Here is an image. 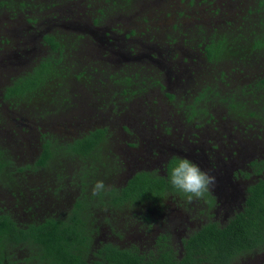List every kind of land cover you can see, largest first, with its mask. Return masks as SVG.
Returning a JSON list of instances; mask_svg holds the SVG:
<instances>
[{
    "label": "flooded vegetation",
    "instance_id": "obj_1",
    "mask_svg": "<svg viewBox=\"0 0 264 264\" xmlns=\"http://www.w3.org/2000/svg\"><path fill=\"white\" fill-rule=\"evenodd\" d=\"M232 1L233 3H238L236 0ZM77 2H87L92 9L89 16L84 15V18L78 20L85 22L75 25V22L73 20L70 21V19H75L72 16V7ZM250 2H253V5ZM250 2L246 10L242 4L238 5L236 9V13L238 14L234 17H230L229 19L207 17L204 21L197 19L190 26L193 17L197 16L188 15L180 9L169 17V9L166 8L167 3H163L165 9L162 13V7L159 6L158 0H154V11L158 13L154 17L159 19L160 14L162 15L160 18L163 20H158V27L162 28V30L154 36L153 42L150 41L152 39L151 37L147 36L150 38L148 39L143 34L148 32V30L142 32H137L136 30H132L131 32L129 30L122 34L120 30L123 28V25L120 23L104 28L103 24L106 23L107 19L110 21L116 17L114 14L112 18H107L103 14L99 15V9L104 5L107 6L104 0L60 2L65 4L54 6L55 8L52 11H48V16L57 22L55 24L58 30L51 34H47L45 31L38 34V43L36 44L39 47L34 48L33 51L39 50L40 55L38 61L35 63V67L41 65L42 61L52 54V49L45 43L44 37L47 35L54 36L55 33L56 35L63 34L66 37V43L70 45L80 43V52L77 53L84 52V54H90L89 52L91 50L95 53L96 47L100 46L101 50H110L112 54L117 55L118 59L116 62L112 58H110V62L109 59L102 62L104 67L102 66L100 68L103 71L115 69L114 66L119 67V65L120 67L127 65L136 66L139 69L148 68L150 70L147 74L135 72L133 75L122 74L121 72L122 76L126 77V81H129L130 84L123 85L125 88H123L122 94L119 95L120 98L117 96L113 97L114 95H108L110 92H113V87L117 82L115 78L103 72L102 77L111 86L106 85V88L103 89L104 96L100 98L102 100L100 103L97 100L100 92L94 87L96 82L102 83L101 86H103V82L95 79L93 81L94 84H90V86L84 84L85 88L89 90L85 93L91 97L90 101L94 100V102L92 101V105L95 111L92 113L82 112L78 116L87 118L85 122L87 127L90 124V118L93 120L97 113L106 114L108 112L105 117L110 114L113 120V126L101 127L102 129H107L109 133L113 132L112 145L120 161V172L111 176V182L118 183L117 187L123 188L137 173L167 176L171 161L176 158L185 157L196 162L202 170L209 171L211 175L216 177L214 187L211 189V192H208L211 195V199L209 200L204 198L192 204H187L185 201H171V198H174L172 192H168L164 196L165 199L170 197L169 204L172 203L173 207L177 208L179 213H181L180 209L183 211V221L180 225L179 222L176 223V228L173 224L171 227L169 226L172 222H166L164 220L161 221V227L158 232L156 219L154 218L157 213L153 211L154 208L157 210L156 199L154 198L150 200V204L145 210L136 209V206L143 204L144 201H137L135 205L124 206V210H122L121 215L124 218L125 215L131 216L129 214L135 212H145L148 214L146 216L147 224L137 223L135 220L132 223L126 222L122 217L120 223L106 224L103 223V217L101 216L100 222L96 224L100 229L96 235L95 244L97 245V249L102 246L99 243L100 241L104 243L113 241L122 245L134 244L135 246H139L142 252H149L154 250V240L158 237L157 232L159 234H168L167 232L171 229L173 236L176 235V231L179 236H183V239H185L193 231L199 230L203 225L211 221L224 226L235 215L245 211L251 195L249 192L250 189L259 185L261 182L264 183V126L257 124L259 118L252 116L251 111H242L241 115L239 111H232L230 108L231 104L238 102L244 94V97L248 96L249 98H254L257 95L258 89L255 88L254 83L257 79L264 76V63L261 61V58H257L258 49L252 47L254 43L249 45L244 53L247 55L244 61L238 57L229 56L227 58L222 57L213 62L208 57L211 48L214 50L221 42L226 43L221 37L232 26L233 28L251 27L250 19L254 16L250 14V11L254 10V7L257 6V1L251 0ZM185 3L188 4L189 0ZM132 7L124 12L118 11L116 15L120 14L121 16L116 19V22L122 21L121 19H123V22L129 21L131 23V18H133L136 20L135 23H137L138 12L131 11ZM27 23L31 25L30 22ZM144 23L152 25V21L149 20H144ZM165 28L169 29L165 30ZM167 31H169L168 34ZM163 36H166V38L164 39ZM22 41H25V39L23 38ZM157 41L161 42L157 43ZM136 43H140L142 46L140 47ZM9 44L10 42L6 39L1 43V45L5 46H9ZM236 44L231 45L233 47L231 52L235 51V48L238 49ZM178 45L184 47L185 53L176 51V48L180 47ZM5 49L9 50L10 48L5 47ZM1 52L6 55L7 59L10 58L9 55L15 54V52ZM176 52L180 53V55ZM57 55L59 56V54ZM18 58L25 60L31 58L30 50L27 46L25 49L23 47L21 51L16 53V59ZM228 69H231L230 75H227L226 70ZM214 70L215 74H217L216 78L223 82L228 80L230 82L229 85L235 88L231 91L229 98L225 100L220 99L218 96L220 101L223 100V109L227 111V115H223L222 117L218 116L214 110H219V105L213 106L211 109H206L204 106L205 102L212 106L213 100L217 98L214 95L215 91L208 84L213 82L212 79L215 81L218 79L207 77L206 75L209 72L212 73L210 76H213ZM93 72L95 73L96 71ZM190 73L193 78H197L196 81L198 82L192 84L191 87H198L197 84L200 85L198 90L195 91L197 99L193 100L191 104L189 103L190 105L188 106L184 104L185 106L180 116L177 112L172 115L171 111L170 117L169 112H166L168 116L164 115V111L158 110L157 101L159 99L152 96V94L158 87L164 88V79L167 84L168 82H172L173 86L178 87V90H181V88L186 90L190 80ZM12 80L11 74H6L5 78L0 79V119H5L8 123L12 118L20 121L24 119V116L28 117L29 120V116L45 119L53 115V113L45 112L43 103L40 105L37 113L30 111L28 105L15 108L11 102L5 99V90L12 84ZM135 84H138L136 89L131 90ZM71 92L76 94L74 90ZM164 95V98L171 102L176 97L172 92L170 94L165 93ZM106 97H113V101H108ZM132 97L136 98V101H134L135 108L129 105L127 106L129 108L125 109V106L132 102ZM151 97L156 99H154L155 102L149 104L152 101ZM142 98H146V100L144 99L146 101L145 108L142 107ZM1 104L3 105L1 106ZM99 104L102 105L103 110L97 111ZM108 104L110 105L108 106ZM71 107L75 106H70L69 108ZM55 110L53 111L55 112ZM56 113H64V111ZM231 118L235 120L234 124L229 122ZM80 123H76L75 128ZM20 125L23 124L20 123ZM35 125L39 135V154H41L46 141L50 140L53 135L49 133L45 125H37V123ZM96 128L98 127L92 130L80 129L69 140L78 138L84 133L96 131ZM25 130L26 128L21 129V131H16L15 129H9V125L3 127L0 124V139L5 138L12 141L14 135H16V138L19 133ZM1 144L4 145L5 149L6 146L2 141H0V149H3ZM8 151L7 155L10 157L9 159L15 162L11 157V151L9 149ZM4 155L8 158L6 154ZM36 157L32 159L31 164L32 169L39 172L36 176L38 177L36 181L31 180L30 176L34 175L23 174L24 169L21 170L22 168H18L16 169L17 173H11L16 181L4 177V180L0 182V193H6V197L13 203L8 207L2 206L0 208V214H6V211L14 209L13 214H21L23 218L21 221L26 224H30L35 220H40L43 223L49 219L60 220L66 213L71 211V204L75 203L71 195V192L76 194L75 185L64 192H60L62 182H66L61 180L58 175L50 174L52 172L48 168L38 167V158ZM13 162L12 167L15 166ZM29 167L30 165L27 168ZM72 188L73 190H71ZM58 192L59 195L57 194ZM21 198L25 199L23 201L27 200V204L15 208V201ZM36 204L40 207L38 208ZM2 209L5 211H1ZM30 209L35 213L33 214ZM23 210L27 212H23ZM191 218L197 221H191ZM112 227L116 230L113 231ZM133 229L135 231L136 229L140 230V240L134 238V240L125 243L124 235L126 236L128 234L130 236V234H136V232L132 231ZM182 240L179 241L181 250H183ZM261 252L249 255L246 257V260L244 259L243 264H264V250Z\"/></svg>",
    "mask_w": 264,
    "mask_h": 264
},
{
    "label": "trees",
    "instance_id": "obj_2",
    "mask_svg": "<svg viewBox=\"0 0 264 264\" xmlns=\"http://www.w3.org/2000/svg\"><path fill=\"white\" fill-rule=\"evenodd\" d=\"M71 1L73 0H0V22L1 17H4L5 24H8L9 20L14 25L22 14L27 18L26 22L32 23V16L36 11L49 10L65 4L60 2ZM104 1L107 6L99 9V15L112 16L118 11H126L136 0ZM256 1L257 6L250 11L254 16L250 19L251 27L232 26L230 31L227 30L221 37L226 43L221 42L214 50L210 49V60L215 62L222 57L233 56L244 61L247 56L244 53L248 46L254 43L252 47L258 49L257 58H261L264 63V0ZM47 2L50 5H47ZM1 40L0 48H5L1 46L4 42ZM44 41L51 47L52 54L47 56L41 65L13 78L12 84L5 90V99L15 108L28 105L30 111L35 113L42 103L45 112L50 114L65 111L70 106L79 107V103L73 101L77 95L70 90L73 82L90 86L95 80V77L89 78L87 71L76 74L80 63L75 56L80 52V43L70 45L62 35H47ZM235 43L238 49L235 48V51L231 52V45ZM69 58H74L75 61H70ZM125 78H121L124 86L130 84ZM254 84L258 89L257 95L249 98L244 97V94L238 102L232 103L230 108L232 111H239L241 115L242 111H251L252 116L259 118L257 124L264 126V76ZM255 107L258 108V113ZM96 129L68 141L57 139L55 136L46 141L38 156L37 166L48 168L52 172L50 174L58 175L66 182H62L60 192L75 185L76 194L71 192L75 203L71 204V211L62 219H49L45 223L35 220L26 224L21 221V214H13L14 209L0 214V264H235L239 258L262 253L263 182L250 189L251 195L244 212L235 215L224 226L211 221L193 231L188 238L182 240L183 250L179 245H175L174 236L170 231L168 234H159L154 240V250L149 252H142L140 247L134 244L122 245L113 241H100L102 246L97 249L96 235L100 229L96 224L100 222L101 216L103 223L117 224L122 217L124 206L153 198L156 203H160L168 192L173 193L174 198H171V201L185 200L169 181L171 163L167 176L137 173L126 186L118 188L117 184L110 181L111 176L120 172V161L112 145L113 132L109 133L101 127ZM12 165V161L0 149V182L4 177L16 181L11 175ZM68 165H75L74 181L65 177ZM98 180H103L109 190L99 196H93L92 188ZM57 194L59 195V192ZM205 198L209 200L211 195L206 193ZM23 200L25 199H17L15 208L26 205L27 200ZM36 206L40 207L37 204ZM30 211L35 213L31 209ZM158 214L157 219L164 221V212ZM171 221L169 226H175L176 222L169 220ZM112 229L116 230L113 227Z\"/></svg>",
    "mask_w": 264,
    "mask_h": 264
},
{
    "label": "rangeland",
    "instance_id": "obj_3",
    "mask_svg": "<svg viewBox=\"0 0 264 264\" xmlns=\"http://www.w3.org/2000/svg\"><path fill=\"white\" fill-rule=\"evenodd\" d=\"M79 1V0H77ZM154 0H137L131 11H137L138 15H137V23L136 20H134L133 18H131V23L129 21H125L123 22V19H121L122 21H118L116 22V19L118 17H120L121 15H115V19L112 20H108L106 21V23L103 24L104 28H107V26L109 25H116V23H120L121 25H123V28L120 30V32L122 34H124L123 32L125 31H129L131 30H136L137 32H142L145 30H148V32L143 33L146 35V38L150 39L149 37H151L152 39H150V41H154V36L159 33L162 28L158 27V20H163L162 15L159 14V19L154 17L155 15H158V13H156V11H154ZM157 1V0H156ZM187 0H158V4L160 7H162V13L164 12L165 9V5H163L164 2L167 3V7L169 9V17H171L170 15L173 14L174 12H176L177 10L182 9V12L187 13L188 15L191 16H197V17H193V21L190 24V26L193 24L194 21H196L197 19H202L203 21L205 20V18L207 19V17H212L214 19H229L230 17H234L236 16V9L237 6L242 4L243 8L246 10L249 2L251 0H236V2L238 3H233L232 0H189V3L186 4ZM197 1V2H196ZM169 3V4H168ZM47 5H50L49 2L46 3ZM251 5H253V2H250ZM146 5H149L146 7ZM163 5V6H162ZM54 8H51L49 10H43V11H36L34 13V16H32L33 18V24L31 23V25H29L26 22V17L25 15H20V17L18 18V20L16 21V24H12L11 21L8 20V24L4 23V17H1V21L0 22V41H2L1 39H6L7 41L10 42L9 46H5V45H1L3 47L6 48H10L9 50L5 49V48H0V79L1 78H5L6 74L10 75L11 74V78H17L20 75L25 74L28 71H31L34 67H35V63L38 61V57L40 55V51L39 50H34V48L39 47V45H37V36L40 32L45 31L47 34H51L54 31L58 30V27L56 26L55 23H57L55 20H53L52 18H50L48 16V11H52ZM91 6L89 3L84 2V3H80L77 2L76 5H73L72 7V16L75 19H70V21H74L75 25L76 24H81L85 21H78L82 18H84V15H90V11H91ZM58 10V9H56ZM154 14V15H153ZM6 14H4L5 16ZM113 15V14H112ZM107 16H109L107 14ZM150 17V18H149ZM168 17V18H169ZM200 17V18H198ZM107 18H112V16H109ZM147 18V19H146ZM149 18V19H148ZM172 19V18H170ZM6 20V19H5ZM124 20H128V19H124ZM144 20H149L152 21V25L150 24H145ZM63 24V23H62ZM219 24V23H218ZM10 25V26H8ZM32 26V27H31ZM62 26V25H61ZM102 27V26H101ZM151 27V28H149ZM169 28H165V30H167ZM171 30V29H170ZM169 33V31H167V34ZM54 35H56L54 33ZM62 36H64L63 34H60ZM144 35V36H145ZM149 36V37H147ZM136 37H138L136 35ZM23 38L25 39V41H22ZM163 38L165 39L166 36H163ZM177 39V38H176ZM146 41V40H145ZM161 41H157V43H159ZM145 43H149V42H145ZM137 44V43H136ZM138 46H142L140 43L137 44ZM29 48L30 50V57L27 60L23 59V58H18L16 59V53L21 51V49L24 47V49ZM180 46L179 48H176V51L178 52H182L185 53L184 51V47L182 45H178ZM175 49V48H174ZM173 49V51H174ZM1 51H5V52H15L14 55H9L10 58L7 59L5 54H2ZM172 51V53H173ZM82 52V51H81ZM176 52V53H178ZM90 54H84V52L82 53H77V55L75 56L76 59L79 60V66L76 68L77 72L76 74H80L84 71H87L86 74L89 75L90 77H95V79H98V81L101 80V82H103V86L102 83L100 82H96L95 83V89L98 90L100 92L99 97H97L99 100V103L102 101L100 98H103L104 96V92L103 89L106 88V85L111 86L110 83H106L104 78L102 77V73L106 72L107 74H109V76H112L113 78H115L117 84L114 85L113 87V92H110L108 95H114L113 97L117 96L118 98H120L119 95L122 94L123 92V88H125L121 82V78H122V74H129V75H133L135 72H143L144 74H147L150 72V70L148 68H142L139 69L136 66H127L124 65L122 67H117L114 66L115 69H110L109 71H103L102 68L100 67H104V64H102V62H105L109 59L110 62V58H112L113 60H115V62L118 59V56L115 54H112V52L109 51H105V50H101V47H96V51L95 53H93V50H91L89 52ZM180 55V53H178ZM69 60H74V58H69ZM135 62V61H134ZM133 62V63H134ZM189 68H191L190 65H188ZM94 67V68H93ZM101 69V70H99ZM93 68V69H92ZM157 68V67H155ZM214 68V67H213ZM85 69V70H83ZM96 69V70H95ZM127 71H125V70ZM139 69V70H137ZM82 71V72H81ZM92 71H96L95 73ZM122 72V74H121ZM227 75L231 74V69L226 70ZM6 73V74H5ZM75 73V70H74ZM154 73H156L154 71ZM162 73V72H161ZM214 75L210 76L212 73L207 72V77H213L216 78L215 74V70H214ZM236 73V72H235ZM189 83H188V88L178 90V87L173 86L172 82H165V79L163 80V87H158V89H156L154 91V93L152 94V96L157 97V99H159L157 101L158 103V110L160 111H164V115L168 116L166 114V112H169V117L172 115H174L175 112H177V114L183 112L184 109V104H187L186 106L190 105L193 100L197 99V94L195 93L196 90H198V87L200 86L199 84H197L198 87H191L192 84H196L198 83L196 81V77L193 78V76L191 75V73L189 74ZM218 79V78H216ZM213 82H210L208 85H210L213 90L215 91V94L217 98H215L212 102V106H210L209 103L205 102V108L206 109H211L213 106H218L219 105V110L214 109L218 114V116H223V115H227V111L226 109H223V100L220 101V99H226L229 98V95L231 93L232 90H234L235 88H232L229 84L230 82L227 80L225 82H223L222 80L220 81V79H218L217 81H215L214 79H212ZM206 81V80H205ZM112 82H114L112 80ZM94 84V83H93ZM139 84V83H138ZM135 84L134 87L131 90L136 89L137 85ZM167 85V87H166ZM229 85V86H227ZM101 87V88H100ZM161 89V90H159ZM70 90H74L77 97L74 98V102H78L80 104V107H71L67 110L64 111V113H55L45 119H40L36 116H29V120L28 117L24 116L23 120H18L16 118H12L8 123L5 119H0V124L3 127H7L9 125V129H15L23 130L24 128H26V130L24 132L19 133V135L15 138L16 135H14V138L12 141H10L9 139H5V138H1L0 141L3 142V144H5V149H4V145L1 144L2 146V151L4 152V154H8V149L11 151V157L15 160V162L11 161L15 164V166H11L10 167V171L11 173H17L16 169L18 168H22L21 170L24 169L23 174H27V175H34V176H30L32 181H36L38 179V177H36L39 172L35 171L32 169V159L34 157L38 158L39 156V152H40V145H39V141H38V131L36 128L35 123L41 124L42 126L45 125L46 129L49 130V133H51L53 136H55L57 139L60 140H64V141H68L69 139H71L74 134H77L80 129L83 130H92L95 127H109V126H113L112 125V117L109 114L107 117H105L106 114H100L97 113L94 116V119L92 120L90 118V124L87 127L86 125V121L87 118H85L84 116H78L79 114H81L82 112H87V113H92L95 111V108H93L92 105V101L94 102V100H91V97L87 95V93H85L86 91H89L88 88H85L84 84H78L73 82L72 87L70 88ZM173 93L175 94V100L174 101H169L167 99H165V93ZM94 94V92H93ZM98 96V95H97ZM106 96V95H105ZM218 96L220 97V99L218 98ZM113 97L107 98L108 101H113ZM152 98L151 103L155 102L154 99L156 98ZM144 99L146 100V98H142L141 100H143V104L142 107L145 108V104L146 101H144ZM132 102L127 104L125 103V109L127 108V106L131 105V107L135 108V102L136 98H131ZM167 100V101H166ZM119 101H121V99H119ZM169 101V102H168ZM190 103V104H189ZM167 104V105H165ZM3 104H1L2 106ZM110 104H108L109 106ZM171 107V108H170ZM129 108V107H128ZM127 108V109H128ZM168 108V109H167ZM255 109L257 110V112L259 111L258 108L255 107ZM98 110H103L102 105L99 104L97 111ZM106 110V109H105ZM104 110V111H105ZM169 110V111H168ZM213 110V112H214ZM108 111V110H107ZM171 111V113H170ZM161 112V113H162ZM84 114V113H83ZM79 118V119H78ZM16 119V120H15ZM79 126L75 128L76 123H79ZM229 122H232L234 124L235 120L234 119H230ZM23 124V125H20ZM25 123V125H24ZM24 139V140H23ZM37 154V155H36ZM36 155V156H35ZM8 156V155H7ZM9 157V156H8ZM10 158V157H9ZM30 165L29 168H27ZM75 168V165H68L66 167V172L65 173V177L66 178H70V180L74 181L73 175L75 176V174H73V170ZM30 169V170H28ZM75 173V171H74ZM22 175V173H21ZM118 186V183H117ZM0 208L2 206L8 207L11 206L13 203L11 200H9L6 197V193L2 192L0 193ZM169 198L167 199H163L160 201V203H156L157 205V210L154 208L153 211H156V215H155V219H156V227L157 230L159 232L160 227H161V220L157 219L159 216L158 213H161V211L164 212L165 216V220L166 222H169V220H174L176 223L179 222L182 223V217H183V211L180 209L179 213L177 208H174L172 203L169 204ZM174 201V200H173ZM150 204V200H145L143 204L141 205H137L136 209H143L145 210L146 207H148ZM128 214V213H127ZM131 216H126L125 218L122 217L124 219V221L126 222H134V220L137 223H141V224H147L148 222L147 217L148 214H146L143 211L140 212H135L133 214H129ZM122 218H120V220L118 221L119 223L122 221ZM191 221L194 220V218L190 219ZM197 221V220H194ZM172 222V221H171ZM118 223V224H119ZM138 226V225H137ZM139 227V226H138ZM118 228V227H117ZM176 228V226H175ZM163 229V228H162ZM167 229V228H166ZM132 231L136 232V234L132 235L130 234V236H128V234L125 236V243H128V241H132L138 238V240H140V230L133 229ZM165 231V230H164ZM170 232L171 229L169 230ZM157 232V235L159 236V233ZM175 236H174V242L175 245H179V241L182 240L184 237L183 236H179L176 231H175ZM132 235V236H131ZM150 238V237H149ZM151 239V238H150ZM244 259L246 260V258H239L235 264H243L244 263Z\"/></svg>",
    "mask_w": 264,
    "mask_h": 264
},
{
    "label": "clouds",
    "instance_id": "obj_4",
    "mask_svg": "<svg viewBox=\"0 0 264 264\" xmlns=\"http://www.w3.org/2000/svg\"><path fill=\"white\" fill-rule=\"evenodd\" d=\"M169 181L172 187L182 195L185 202L192 204L204 199L206 193L211 192L216 183V177L185 157L174 159L171 162ZM108 190L109 186L103 180H98L92 188V195L99 196Z\"/></svg>",
    "mask_w": 264,
    "mask_h": 264
}]
</instances>
